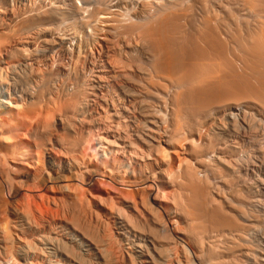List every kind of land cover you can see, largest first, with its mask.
<instances>
[{
    "label": "bare ground",
    "instance_id": "6f19581e",
    "mask_svg": "<svg viewBox=\"0 0 264 264\" xmlns=\"http://www.w3.org/2000/svg\"><path fill=\"white\" fill-rule=\"evenodd\" d=\"M34 1L36 4L37 0ZM41 1L49 5L41 8L40 4H36L38 7L28 4V9L24 7L28 14L21 13L20 20L16 18L20 13L11 18L6 16L13 6L10 0L0 1V46L10 45L8 49L3 47L6 52L0 58V114L5 111V92L21 101L25 95L29 98L35 95L32 89L28 90L30 81L24 72L31 64L28 61L45 57L48 50L62 51L66 42L73 41L71 32L64 33L62 28L65 18L73 19L74 13H70L68 5L63 8V3L55 5V0ZM72 3L77 8L74 12L80 11L78 15L88 19L89 25L92 23L91 29L98 26L95 22L99 26L104 24L110 41L107 46L124 49L125 60L121 55L115 57L123 59V67H129V73L130 69L132 72V75H120L124 77L118 85L121 98L116 100L113 95L109 99L101 98L107 120L93 117L89 121L91 128L104 129L106 136L108 133V138L112 137L106 142L110 146L132 151L135 163L148 168L144 180L152 185L156 179L163 183L161 189L158 187L163 195L143 189L146 194L141 195L139 212H113L112 224L123 244L118 252L121 263L249 264L251 261L250 264H263L264 0H74ZM68 13L72 15L70 19ZM3 15L9 18V24L4 25ZM53 19L57 21L52 23ZM57 29L58 35H53ZM12 40L16 42L9 44ZM1 63H6V67ZM11 68L19 79L10 76ZM17 85L20 92L15 90ZM18 93H24V97ZM70 101L72 111L84 107L80 100ZM15 107L19 110L8 111L13 117L9 127L0 120V153L5 161L11 156L16 160L23 155L34 157L31 145L21 146L17 142L16 133L26 122L25 114L21 115L24 105ZM63 118L66 120L62 116L60 123L64 122H61ZM36 125L41 128L35 127L37 131L29 135L45 146L46 126ZM172 144L178 145L179 148L175 147L178 154L165 159L162 149ZM61 172L47 171L48 180L59 184L63 178ZM41 173L38 180L46 182ZM161 195L165 205L158 202ZM70 205L69 208L74 204ZM69 208L71 211L56 227L60 226L65 234H37L46 263L114 264L115 254L112 256V250L105 247L107 236L103 234L102 238L97 225L95 229L86 217ZM23 217L18 215L20 221ZM161 217L172 225L171 238L160 232ZM256 235L261 239H253ZM36 248L24 242L15 249V254L28 259Z\"/></svg>",
    "mask_w": 264,
    "mask_h": 264
},
{
    "label": "rangeland",
    "instance_id": "374dc122",
    "mask_svg": "<svg viewBox=\"0 0 264 264\" xmlns=\"http://www.w3.org/2000/svg\"><path fill=\"white\" fill-rule=\"evenodd\" d=\"M21 1L19 2L18 0H13L12 2V0H10V4L12 3L13 6L11 4L10 6L12 7H9L10 10H7V12H12L13 7H15L16 10L14 8L13 13H7V17L10 16L9 18H11L12 15L14 16L20 13V16L16 17L20 20L21 13H23L22 16H24V14L28 12V10L26 11L25 9L26 7L28 9V6L31 7L30 4L34 6L36 4H40L41 8L43 6L45 7L49 5V2H45V4L41 0L40 2L39 0H37L36 4H34V0H30L31 3L29 2V0ZM62 1L58 3V0L57 2L55 0L54 3L55 5L56 3L60 5H62L63 3V8H67V6H65V4H67L68 9L71 10L70 13L72 14L73 12L77 17H79L76 18L74 14H72V16L70 13H68L70 14L69 19L71 16L73 17V19L71 18L72 20H68V18H65V24L62 25V28L64 27V33L66 31H68L66 33L71 32L70 36H73L72 39L74 42H66L64 47H66L67 49L63 47L62 51H55L54 49L52 52L50 50L54 54L50 53V51L48 50L47 52H45V57L43 56L39 58H34L32 59L34 61L31 60V62L28 61V63L32 64H30L31 67L30 65L28 67L29 70H31L30 72H32V76L28 68V72L25 71L26 68H24V72H26V75L28 73L29 76L27 75V78H31H28V81H30L28 82V84L30 83L29 86L27 85L29 87L28 90L32 89L31 91L35 92V95L33 94L30 98L25 95V100L21 101L22 99L18 97H13L7 91V93L5 92V95H3L4 99L1 98L6 101L4 103L5 111L0 114V116L2 115V117H0V120L5 124V127H9L13 119V117L10 115V113H8V111L19 110L18 107H15L16 105H24L23 110H21L22 116H24L23 113L25 114V116H27V114L29 113L28 117L24 116L26 125H24L23 123V127L21 126L22 128L19 133H16L19 134L16 135V139L17 142L19 141L18 143L21 146L23 145L22 143H27L28 145H31L33 151L32 156L34 155V157L30 159L23 155V157L16 160L14 159V156H11L8 157L10 159L7 158L8 160L5 161V159L1 157L3 156L2 153H0V264H47L44 255H42L44 254L42 253V244L38 240L37 234L43 233V235H51L56 234L57 232H59V235L65 234L63 233L65 231L61 230L60 226L59 229L56 227L58 224H61L62 219H64L63 216L65 217V215H67L68 212L71 211H68V208L73 201L75 203H72V205H74H70V207H72L69 209H73L81 217H86L85 220L87 219L90 222L89 223L87 221L88 224H93L92 226L95 229L98 226L100 231L98 228L97 231H99L101 237L103 238V234L104 237L107 236V239H104L106 243L105 247H109L110 251L112 250V256L115 254L113 256L115 261L114 264H122L120 261L119 253L121 252L123 244L122 241L118 239V234L116 233V229L112 224L113 212L119 211L120 213L125 212V214L128 211H131L133 213L139 212L141 206L139 201L141 199V195L144 194L146 191H150L149 193L154 191V194L156 192L157 194L160 193L163 195V191L159 190L163 187L162 180H155V184L157 186L155 184L152 185V182L149 180H144L145 175L147 176V174L149 173L147 172L148 168L146 169L143 163H135V158L133 157L134 153H132V151L127 152L118 149L117 147L110 146V144L106 142H108V139H112V137L109 135L108 138V133L106 136V132L103 131L104 129L99 130L97 127L91 128L89 121L93 119V117H97L96 119L102 120L103 122L107 120L106 118H104L106 116L103 115L105 104L102 99H109L108 97H111L112 95L115 99L121 98L119 93L120 89L118 85L122 83L124 77L120 75H132V72L130 69L129 73V67H123L122 62L126 59V57L124 56V49L120 46H115L116 49H113V45V47L111 45L107 46L108 42L110 44V41H108L109 39L107 38H109V36H106L107 33L104 31V29L106 28L103 27L104 24L100 23V26L102 25L100 27L99 22H95L94 24L98 25V28L95 26L98 30L96 28L93 29V26V31L90 28L92 27V23H90L89 25L88 19L81 18V15H78L80 14V11L75 13L77 8L75 7V4L72 3L74 0H66L67 3H65L66 1ZM72 5L75 9L72 8ZM84 13H86V11ZM68 14L66 15L68 16ZM6 16L4 17L3 15L4 25L9 24L8 22H10L7 21V19L9 18H6ZM75 18L77 19L76 21ZM55 20L56 19H53L52 23ZM77 21L78 23L76 24L75 22ZM64 25H67L66 28ZM87 27H89L93 32L91 30L88 31ZM100 28H102L103 30H100ZM58 33L59 30L53 33V35H58ZM55 39L57 40V38ZM15 42L16 40H12L11 43L9 42V44ZM131 42L134 44V41H130V44ZM4 45L6 47H0L8 49L10 46L8 44L6 45L5 43ZM4 48L0 51V58H2L3 52H6L4 51ZM115 55L117 58L121 55V58H123L124 60L117 59ZM42 58H45V60ZM11 63H14V61H11ZM14 64H16V62ZM6 65V63H1V66L3 67H6ZM12 67H14V70L18 72L19 69H16L15 66ZM11 69L9 70V74L10 76L13 75L14 78L17 75V72L15 73V71ZM37 71L40 73H38ZM43 76L46 77V82ZM47 77H49L50 79ZM41 81H43L44 83ZM30 85H33V88L30 87ZM55 86L59 87V89L58 87L56 88L59 91L54 88ZM16 87L17 88L15 90H17V92H20V86L17 85ZM46 88L49 90H47ZM60 92L62 95L60 94ZM38 93L40 95H38ZM65 93L67 96L65 95ZM82 93L86 94L83 96ZM18 94L23 96L24 93ZM66 97L68 98V100ZM81 97H83V102ZM84 97H86L87 99ZM75 99H77L78 101L80 100L81 102H79L84 104V107H78V112H76L77 110L72 111L69 109V105L71 104L70 100H73V102H75ZM58 101L60 103H58ZM119 102H121V104L123 103V108H126L124 102H122L121 99H119ZM25 103H27L28 106L30 105V108L27 105L25 106ZM62 105L65 108L68 105L67 109L63 108ZM57 108H59L60 111H58ZM25 111L27 112V114L25 113ZM63 113L66 114L63 115ZM50 114H52V116ZM62 116L66 117V120L69 119L67 121L70 122L67 124V121L65 120V122L63 118L61 122H64L60 123V118H62ZM58 117L59 123L57 122ZM54 119H56V121ZM28 121L30 123H28ZM37 123L38 126L42 125L43 128L44 126H46L43 130V134H46V138H44L45 146H41L38 140H35V142L34 139L30 137V135L36 132L38 128H41H37ZM69 124L71 125L70 129L68 128ZM47 129L48 131H50L48 132ZM26 136L29 138H27ZM136 147L138 148V146ZM136 147H133V149L135 150ZM175 147H178V145L172 144V146L167 147V149L166 146L162 149V154H166H164L165 159L170 158L171 156L175 157L176 154H178L177 149L179 147ZM168 148L173 151H169ZM61 167H63L62 170ZM46 168H48V170ZM47 171H59L62 173L60 174L63 178L59 181V184L54 183V185L53 182L51 183L48 180ZM39 173L43 174L46 182H41L38 180L40 179ZM158 187L160 188L158 189ZM143 189H145L146 191ZM137 192H140V194H136ZM162 195L160 196L161 198H158V202L161 205H165L166 202ZM142 197L144 196L142 195ZM21 214L24 216L22 221H20V219L18 218V215ZM161 218L160 232H162L163 236H167L168 238L169 235V238H171L173 232L170 227L172 228V225L170 221H168V219H165L164 217ZM256 237H258V235L253 236V239H255ZM260 239L261 238L257 240ZM24 242L34 245L35 248L37 247L35 251L31 254V257L28 259H24L21 256L15 254V249H17L18 246ZM74 248L77 249L76 247ZM89 254L90 256H92L93 253L89 252ZM258 261L259 260H257V262ZM259 264H262V262Z\"/></svg>",
    "mask_w": 264,
    "mask_h": 264
}]
</instances>
